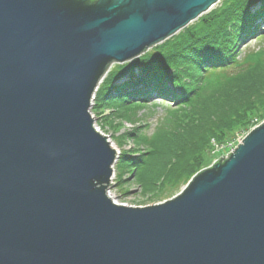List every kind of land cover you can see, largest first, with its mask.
<instances>
[{
    "label": "water",
    "instance_id": "95a60500",
    "mask_svg": "<svg viewBox=\"0 0 264 264\" xmlns=\"http://www.w3.org/2000/svg\"><path fill=\"white\" fill-rule=\"evenodd\" d=\"M221 0H0V264H264V122L175 197L114 204L91 106Z\"/></svg>",
    "mask_w": 264,
    "mask_h": 264
},
{
    "label": "trees",
    "instance_id": "16d2710c",
    "mask_svg": "<svg viewBox=\"0 0 264 264\" xmlns=\"http://www.w3.org/2000/svg\"><path fill=\"white\" fill-rule=\"evenodd\" d=\"M260 27L264 0H223L149 54L107 74L95 93L94 114L114 107L118 119L128 120L134 110H146L153 103L168 109L165 126L155 137L129 135L148 150L119 157L116 186L125 194V177L133 178L145 193L176 194L206 164L211 141L225 143L229 135L245 134L264 121V80L248 81L255 74L264 75V49L238 58L240 44ZM176 119L189 124V132L180 124L166 144L163 132ZM151 167L153 184L142 179Z\"/></svg>",
    "mask_w": 264,
    "mask_h": 264
},
{
    "label": "rangeland",
    "instance_id": "374dc122",
    "mask_svg": "<svg viewBox=\"0 0 264 264\" xmlns=\"http://www.w3.org/2000/svg\"><path fill=\"white\" fill-rule=\"evenodd\" d=\"M222 1L223 0H221L215 7H213L205 15L209 14L211 11L216 10L218 7H220ZM260 28H261L260 31L255 36L247 38L245 41H243L240 44L239 51H238V58H244L249 53H254V52L257 53L258 51H261L262 49H264V27H260ZM182 31H180L179 33H181ZM155 48L156 47L150 49L146 54H149ZM133 62L122 64V65L114 64L112 65L111 70L114 69L116 66L129 65ZM262 80H264V75L255 74V76L251 80H248V81L249 83H251V82H257V81H262ZM94 105L95 104L93 102L92 107H94ZM114 109H115L114 107L106 108L102 110L100 115L99 114L96 115L94 114L93 111H91V115L94 119L95 127H97L100 130L99 132L101 134H103L104 136L108 138V140L112 143V146L116 149L117 151L116 163L119 162L118 160H119V157L122 155V153L123 154L127 153L129 155L131 154L133 156H140V155H143L145 152H147L148 147L145 143L143 142L137 143L135 140L136 138L129 137V135H134V136L138 135L139 138L142 137L145 139H152L153 137H155V135H157L159 129L160 131L162 130L161 125H163L166 122L165 118H167L168 116V113H167L168 109H166V107H163V106H160L154 103L148 106L146 110H139V109L134 110L133 113L130 114V117L128 118V120L118 119L117 115L114 114ZM113 118H117V119H115L114 125H111V121L113 120ZM177 120L178 119H176L173 123L171 122V126L168 127L169 132L168 131L163 132L164 134L163 141L166 144L171 141L170 135H172V132L174 131L175 127L180 126V124L184 127L182 129L184 130L185 133L189 132V124L185 126L183 122L180 121V124H179L178 123L179 120L178 121ZM262 123L257 124L255 127L259 126ZM163 126H165V124ZM203 126L205 127V124ZM203 126L201 127V129H204ZM255 127H253L252 129H254ZM252 129L248 130L247 133L245 134L244 133L243 134L233 133L228 136L227 142L222 143V144L216 141H211V144L209 147H207V152L205 153V156H204V158L207 161L206 164L202 166V168L198 171V173L193 175V177L189 180V182L197 174H199L203 170L212 166L215 162L220 160L222 157L228 156L240 144L243 138L252 131ZM199 131H197V133ZM115 165L113 168L114 177H113V187L111 188V192H112V195L116 197L115 200L117 201V203L127 205V207H141L142 208V207H147V206H152V205L163 203L167 200L172 199L176 195H178L185 188V186L189 183L188 182L186 185H183L180 188V191L172 196L168 194H165V196H159V195H155V193L153 192L145 193L143 189L139 186L137 182H135L133 178L125 177L129 179V182L126 183L129 193L125 194L122 188H120L119 186H116L117 185V172L115 171ZM154 168L155 167H151L146 172V174L142 176V179L143 178H144L143 180L147 179L148 182H151L153 184V180H151V176L155 173Z\"/></svg>",
    "mask_w": 264,
    "mask_h": 264
},
{
    "label": "built area",
    "instance_id": "2783aa9c",
    "mask_svg": "<svg viewBox=\"0 0 264 264\" xmlns=\"http://www.w3.org/2000/svg\"><path fill=\"white\" fill-rule=\"evenodd\" d=\"M99 130V129H97ZM114 177V176H113ZM113 177H112V180H111V183H112V187H113ZM107 196L109 199H111V201L114 203V204H117V205H122V206H127V205H124V204H119L117 203V201L115 200L116 197L114 195H112V192H111V189H109V191L107 192Z\"/></svg>",
    "mask_w": 264,
    "mask_h": 264
},
{
    "label": "bare ground",
    "instance_id": "6f19581e",
    "mask_svg": "<svg viewBox=\"0 0 264 264\" xmlns=\"http://www.w3.org/2000/svg\"><path fill=\"white\" fill-rule=\"evenodd\" d=\"M104 81V80H103ZM102 84V83H101ZM93 102H94V100H93ZM93 102H92V106H93ZM91 106V107H92ZM92 109V108H91ZM96 129H98L97 127H96ZM97 131H100V130H97ZM112 144V143H111ZM114 148V147H113ZM115 149V148H114ZM116 150V149H115Z\"/></svg>",
    "mask_w": 264,
    "mask_h": 264
}]
</instances>
